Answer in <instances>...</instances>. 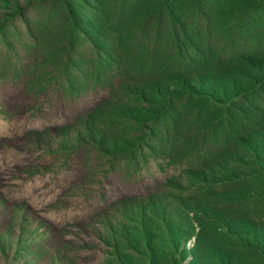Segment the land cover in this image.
<instances>
[{"label": "trees", "instance_id": "16d2710c", "mask_svg": "<svg viewBox=\"0 0 264 264\" xmlns=\"http://www.w3.org/2000/svg\"><path fill=\"white\" fill-rule=\"evenodd\" d=\"M13 35L39 85L112 87L77 146L160 174L109 264H264V0H0Z\"/></svg>", "mask_w": 264, "mask_h": 264}, {"label": "rangeland", "instance_id": "374dc122", "mask_svg": "<svg viewBox=\"0 0 264 264\" xmlns=\"http://www.w3.org/2000/svg\"><path fill=\"white\" fill-rule=\"evenodd\" d=\"M12 40L0 39V264H109L116 228L144 231L128 210L165 190L160 174L77 146L80 119L112 87L41 86L40 46Z\"/></svg>", "mask_w": 264, "mask_h": 264}]
</instances>
